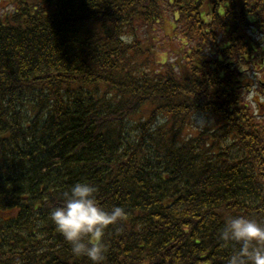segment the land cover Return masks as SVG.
<instances>
[{
	"label": "trees",
	"instance_id": "obj_1",
	"mask_svg": "<svg viewBox=\"0 0 264 264\" xmlns=\"http://www.w3.org/2000/svg\"><path fill=\"white\" fill-rule=\"evenodd\" d=\"M259 77L264 0H0V264H91L50 219L78 182L127 213L103 264H227L264 225Z\"/></svg>",
	"mask_w": 264,
	"mask_h": 264
},
{
	"label": "clouds",
	"instance_id": "obj_2",
	"mask_svg": "<svg viewBox=\"0 0 264 264\" xmlns=\"http://www.w3.org/2000/svg\"><path fill=\"white\" fill-rule=\"evenodd\" d=\"M125 40L131 42L130 37ZM96 193L97 188L89 182L75 183L63 194V203L52 209L50 219L71 245L75 257H86L91 264H103L105 231L122 221L127 213L119 206L106 209L98 202ZM218 238L222 247L239 245L227 264H264V225L257 219L234 216L226 222Z\"/></svg>",
	"mask_w": 264,
	"mask_h": 264
},
{
	"label": "rangeland",
	"instance_id": "obj_3",
	"mask_svg": "<svg viewBox=\"0 0 264 264\" xmlns=\"http://www.w3.org/2000/svg\"><path fill=\"white\" fill-rule=\"evenodd\" d=\"M260 78V77H259ZM259 80H263L264 81V78L263 77H261ZM250 97L252 96L251 94L249 95Z\"/></svg>",
	"mask_w": 264,
	"mask_h": 264
}]
</instances>
